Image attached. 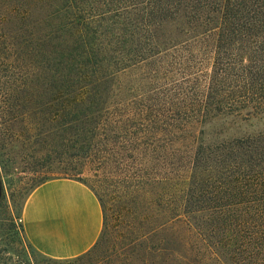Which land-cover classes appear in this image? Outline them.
<instances>
[{
	"label": "trees",
	"instance_id": "1",
	"mask_svg": "<svg viewBox=\"0 0 264 264\" xmlns=\"http://www.w3.org/2000/svg\"><path fill=\"white\" fill-rule=\"evenodd\" d=\"M22 4L0 48L37 71L8 114L40 116L23 130L45 150L37 186L79 180L103 210L89 251L45 259L264 264V0ZM12 126L0 129L4 166ZM86 165L124 194L114 223L108 194L77 175Z\"/></svg>",
	"mask_w": 264,
	"mask_h": 264
},
{
	"label": "rangeland",
	"instance_id": "2",
	"mask_svg": "<svg viewBox=\"0 0 264 264\" xmlns=\"http://www.w3.org/2000/svg\"><path fill=\"white\" fill-rule=\"evenodd\" d=\"M23 1L0 0V28L12 22L8 16L17 14L20 17L25 12ZM11 6L15 8L12 13L7 11ZM6 37H0V42ZM35 65L28 58L16 57L0 48V129L4 134L7 126L13 125V131L10 132L13 139L6 155V166L0 156V264H50L25 237L21 219L27 197L46 175L38 166L45 150L38 145L33 146L25 139L26 133L23 131L32 124L35 127V118L40 116L33 118L26 114L16 119L12 116L19 114L16 108L11 115L8 114L13 100L11 92L29 82L37 71ZM48 175L58 176L56 173ZM77 175L97 192L108 194L111 220L114 223L119 210L118 202L124 198L123 192L116 189L111 178L99 174L91 165L84 166Z\"/></svg>",
	"mask_w": 264,
	"mask_h": 264
},
{
	"label": "crops",
	"instance_id": "3",
	"mask_svg": "<svg viewBox=\"0 0 264 264\" xmlns=\"http://www.w3.org/2000/svg\"><path fill=\"white\" fill-rule=\"evenodd\" d=\"M21 219L32 247L54 259L73 258L89 251L103 229L98 197L85 183L66 177L37 186L25 201Z\"/></svg>",
	"mask_w": 264,
	"mask_h": 264
}]
</instances>
